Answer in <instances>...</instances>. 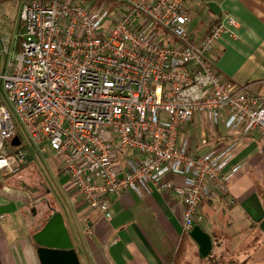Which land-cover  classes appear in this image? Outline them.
Listing matches in <instances>:
<instances>
[{"label":"built area","instance_id":"2783aa9c","mask_svg":"<svg viewBox=\"0 0 264 264\" xmlns=\"http://www.w3.org/2000/svg\"><path fill=\"white\" fill-rule=\"evenodd\" d=\"M188 1L25 0L15 50L0 37V170L18 173L49 146L88 207L110 218L113 194L155 191L183 205L192 230L246 138L264 136V87L208 58L222 36L237 37V20L195 29ZM196 113L225 116L230 133L203 154L180 140Z\"/></svg>","mask_w":264,"mask_h":264},{"label":"crops","instance_id":"0c3cea01","mask_svg":"<svg viewBox=\"0 0 264 264\" xmlns=\"http://www.w3.org/2000/svg\"><path fill=\"white\" fill-rule=\"evenodd\" d=\"M3 1L0 13L5 22L10 10ZM188 4L195 14V29H209L224 15L237 20V37L222 36L208 58L225 77L264 87V0H189ZM225 123V116L211 123L196 113L180 140L190 136L192 152L203 154L230 136ZM263 145V135L255 132L247 137L226 168H237L226 190L201 205L203 218L197 224L211 235L213 247L207 257L217 264H264ZM50 155L55 167L46 163L55 187L47 185L46 192L48 197L56 194L51 203L44 202L47 195L38 186H14L0 177V264H174L189 232L181 203L155 191L139 196L125 190L110 196L113 215L108 218L85 205L54 152ZM45 159L30 154L25 168L32 164L42 168ZM205 262L192 239L181 264Z\"/></svg>","mask_w":264,"mask_h":264},{"label":"rangeland","instance_id":"374dc122","mask_svg":"<svg viewBox=\"0 0 264 264\" xmlns=\"http://www.w3.org/2000/svg\"><path fill=\"white\" fill-rule=\"evenodd\" d=\"M21 0H4L3 1V7L5 9H9V17H5V22H3L1 24L0 27V37H2L3 39L6 38L5 42L9 43L10 49L11 50H15L16 47V43H17V38L18 36L21 34V21L19 19V10L20 8L18 7L19 2ZM8 19V20H7ZM6 21H9L10 23L6 24ZM1 39V38H0ZM2 40V39H1ZM2 42L0 41V44ZM20 135L24 138V132H21L20 130ZM47 147V153L45 154V163L46 160L47 162H49V164L52 167H55L54 163H55V159L52 158L53 156L50 155V153H53V150L49 147ZM33 154H37V153H33ZM38 155V154H37ZM50 155V157H49ZM33 157V156H32ZM57 159V158H56ZM58 161V160H57ZM59 162V161H58ZM47 163L45 165H43L42 168H40L39 166L36 168H33V166L35 167L34 164H32L31 166L27 167V168H23L24 170H21L18 173L15 174H6L3 171L0 170V177H2L3 179H7V183L10 185H14V186H18L17 184L21 185V186H38L37 189L38 191H43V193H45V195H47V185L48 187L51 186L55 187V183L52 181L53 177L50 175V172L47 168ZM52 171V170H50ZM60 177H56L54 179H59ZM11 182V183H10ZM15 182V183H14ZM36 188V187H35ZM55 192H58V190L55 189ZM54 195H56L55 193H52L50 197H48V195L45 197V201H49L50 203L53 202V200H55Z\"/></svg>","mask_w":264,"mask_h":264},{"label":"water","instance_id":"95a60500","mask_svg":"<svg viewBox=\"0 0 264 264\" xmlns=\"http://www.w3.org/2000/svg\"><path fill=\"white\" fill-rule=\"evenodd\" d=\"M14 144L20 143L19 136H15L11 140ZM191 238L199 245V253L203 258L207 257L212 251L213 241L211 235L207 233L199 224H195L189 231Z\"/></svg>","mask_w":264,"mask_h":264},{"label":"trees","instance_id":"16d2710c","mask_svg":"<svg viewBox=\"0 0 264 264\" xmlns=\"http://www.w3.org/2000/svg\"><path fill=\"white\" fill-rule=\"evenodd\" d=\"M1 3V2H0ZM21 32L23 31V25L21 24V28H20ZM262 199L264 200V194L262 193ZM190 241H192L191 236L189 234V232H187L186 234H184L183 240L181 242V244L179 245V248L177 250L175 259H174V264H181L186 256V253L189 249V243ZM204 260H206V262L204 264H217L218 262L216 261H210L208 260V257L204 258ZM236 264H244L238 261H235Z\"/></svg>","mask_w":264,"mask_h":264}]
</instances>
